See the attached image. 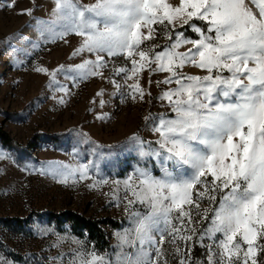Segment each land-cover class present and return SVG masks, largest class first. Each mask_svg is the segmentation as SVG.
Returning a JSON list of instances; mask_svg holds the SVG:
<instances>
[{
  "label": "snow or ice",
  "instance_id": "snow-or-ice-1",
  "mask_svg": "<svg viewBox=\"0 0 264 264\" xmlns=\"http://www.w3.org/2000/svg\"><path fill=\"white\" fill-rule=\"evenodd\" d=\"M33 13L19 14L30 17L26 27L37 39L13 32L0 41L13 67L24 66L18 53L27 59L42 43L80 38L70 57L79 63L33 67L48 77L51 99L67 102L72 92L65 81L78 87L100 77L113 88L107 101L104 89L97 93L100 107L118 96L120 104L157 100L164 109L143 117L154 139L136 131L102 144L73 129L75 163L41 167L42 175L65 184L108 187L103 194L123 205L130 223L113 232L111 252H100L86 234L71 235L69 225L63 236L55 226L34 225L35 235L57 236L42 252L75 245L47 262L264 264V0H51L46 16ZM10 157L0 148V159ZM29 259L45 264L36 253L26 254V264ZM0 264L18 262L0 253Z\"/></svg>",
  "mask_w": 264,
  "mask_h": 264
},
{
  "label": "rangeland",
  "instance_id": "rangeland-1",
  "mask_svg": "<svg viewBox=\"0 0 264 264\" xmlns=\"http://www.w3.org/2000/svg\"><path fill=\"white\" fill-rule=\"evenodd\" d=\"M12 0H0V41L13 32H20L26 37L37 39V34L26 27L30 17L19 14L24 9L33 8L34 15L44 17L51 8V0H15V7H6ZM89 3L91 0H82ZM68 41L41 44L30 58L25 59L22 53L17 59L24 60V66L13 67L12 56L6 46L0 43V131L5 133L12 144H6L0 136V148L11 154L9 159H0V246L7 245V250L0 247V253L8 259L26 264V254L36 253L45 257L55 256L59 251L68 252L75 247L64 243L60 248H51L42 252L43 248L57 241V236L35 235L34 225L53 227L61 236L65 234L64 225L70 226L71 235L81 240L85 239L75 234L71 223L63 217L68 212L76 213L87 219L104 221L113 220L120 223L119 229L103 225L113 251L117 244L113 232L130 227L127 213L123 205L116 207L103 191H94L85 187L88 181L73 186L72 182L62 183L51 175H42L40 170L49 162L75 163L71 155L72 147L77 138V131L82 130L92 139L102 144H112L123 140L132 132L139 131L145 140L154 139L150 130L144 129L143 117L151 112L163 111L160 102L120 104L119 97H113L112 102L100 107V96L97 93L104 89L103 99H109L113 91L112 85L105 79L93 77L72 87L70 81H65L72 95L66 97L65 104H59L51 99L48 77L33 70L35 65L56 68L61 64L79 63L80 58L70 59L74 48L79 44L77 36L66 37ZM163 43V41H161ZM18 46L29 47L20 43ZM193 74H199L198 69L186 68ZM105 70V75H107ZM161 77L159 78H162ZM61 79H63L61 77ZM153 95L159 89L152 86ZM57 95H60L57 93ZM46 97L37 105L36 98ZM115 105V107H113ZM108 113L110 119H97L98 114ZM73 129L77 131H72ZM82 149L85 145L80 146ZM131 172V169H127ZM124 171L119 178L124 177ZM58 219L55 220L54 217ZM86 234V233H85ZM87 240L89 241L88 237ZM92 244L91 241H89ZM200 256L203 249L194 250ZM27 264H33L29 259ZM67 264V258H65ZM171 264H176L172 261Z\"/></svg>",
  "mask_w": 264,
  "mask_h": 264
},
{
  "label": "trees",
  "instance_id": "trees-1",
  "mask_svg": "<svg viewBox=\"0 0 264 264\" xmlns=\"http://www.w3.org/2000/svg\"><path fill=\"white\" fill-rule=\"evenodd\" d=\"M0 136L4 143L12 144V140H10V138L5 133L0 131ZM63 217L70 221L71 229L75 234L84 237L86 233L89 241L94 243L95 246L100 250L110 248V244L108 242L107 235L104 232L103 225L107 224L113 229H119L120 227V223L113 220L96 221L87 219L72 212L64 214ZM54 219L57 220L58 218L54 217Z\"/></svg>",
  "mask_w": 264,
  "mask_h": 264
}]
</instances>
